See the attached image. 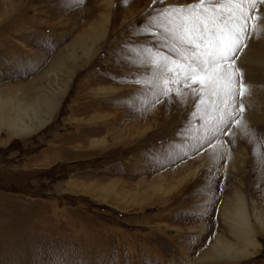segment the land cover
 Returning a JSON list of instances; mask_svg holds the SVG:
<instances>
[{
    "label": "rangeland",
    "instance_id": "1",
    "mask_svg": "<svg viewBox=\"0 0 264 264\" xmlns=\"http://www.w3.org/2000/svg\"><path fill=\"white\" fill-rule=\"evenodd\" d=\"M229 12L248 18L243 97L236 77L183 83L215 37L194 49L181 25ZM72 72L45 129L0 133V264H264V0H0V100ZM237 208L258 251L202 256L238 243Z\"/></svg>",
    "mask_w": 264,
    "mask_h": 264
},
{
    "label": "bare ground",
    "instance_id": "2",
    "mask_svg": "<svg viewBox=\"0 0 264 264\" xmlns=\"http://www.w3.org/2000/svg\"><path fill=\"white\" fill-rule=\"evenodd\" d=\"M112 7V3H111ZM104 35V32L102 31ZM103 36L98 37L93 41V47L96 48ZM75 69V68H74ZM73 69V70H74ZM76 74V73H75ZM73 72L70 74V80L66 81L64 89H56V91L49 97H24L20 100H0V133L4 132L8 138L23 139L30 138L41 130L45 129L55 117L61 99L67 95L68 86L72 83V77L75 75ZM100 93L109 94L106 88H100ZM36 92V91H35ZM2 94V93H1ZM6 97V96H5ZM97 142V141H96ZM235 199L242 204L244 198L241 194H236ZM236 206V205H235ZM244 212L245 209H243ZM242 209L236 213L227 215L229 220L227 225L231 229V234L236 237L237 242L226 241L221 235L217 236V240L213 245V251L203 250L202 256L224 258V257H237L244 259L252 257L258 251V244L254 240V229L248 225V221L244 216ZM247 214V213H246ZM262 232H264V222L261 224ZM228 257V258H229Z\"/></svg>",
    "mask_w": 264,
    "mask_h": 264
},
{
    "label": "snow or ice",
    "instance_id": "3",
    "mask_svg": "<svg viewBox=\"0 0 264 264\" xmlns=\"http://www.w3.org/2000/svg\"><path fill=\"white\" fill-rule=\"evenodd\" d=\"M229 2L234 3L235 0H229ZM203 3L204 0H201V5ZM195 10V7H193V11ZM241 20L243 23H241ZM191 23L192 27L181 25L182 32L178 37L181 43H185L194 49H200L201 45L197 41L202 37H197L194 34L201 29L203 33L211 32L215 38L213 40L204 38L205 49L203 56L197 55L194 58V64L189 65L183 83L187 84L189 76L193 78L194 84L197 82L196 78L199 77L201 86L206 82L215 86L223 80L224 92L228 95L232 94L233 78L236 77L237 73H244L243 66L237 65L236 61L240 57L242 49L246 47L248 18L243 15L234 17L229 12L227 16L221 14L219 17H205L203 21L197 19L191 21ZM209 44L211 45L210 49L208 47ZM236 80L241 89L240 95L243 97L244 89L249 86L246 76L241 75L236 77ZM240 81L243 82L240 83ZM240 110H244L242 102Z\"/></svg>",
    "mask_w": 264,
    "mask_h": 264
}]
</instances>
